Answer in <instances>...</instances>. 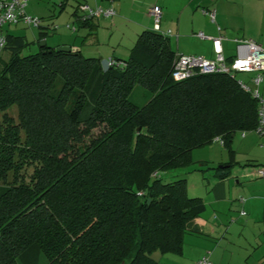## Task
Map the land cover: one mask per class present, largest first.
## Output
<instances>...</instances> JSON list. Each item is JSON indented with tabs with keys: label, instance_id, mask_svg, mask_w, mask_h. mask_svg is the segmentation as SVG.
<instances>
[{
	"label": "trees",
	"instance_id": "obj_1",
	"mask_svg": "<svg viewBox=\"0 0 264 264\" xmlns=\"http://www.w3.org/2000/svg\"><path fill=\"white\" fill-rule=\"evenodd\" d=\"M28 42L5 33L0 53V264H155L154 251L180 253L203 203L185 177L160 171L188 166L215 135L232 151L234 133L255 126V98L223 72L174 80L175 51L152 28L105 70L72 47L21 53ZM135 86L142 104L129 99Z\"/></svg>",
	"mask_w": 264,
	"mask_h": 264
},
{
	"label": "crops",
	"instance_id": "obj_2",
	"mask_svg": "<svg viewBox=\"0 0 264 264\" xmlns=\"http://www.w3.org/2000/svg\"><path fill=\"white\" fill-rule=\"evenodd\" d=\"M69 1L53 0L48 8L45 6V9L41 7L36 11H26L41 18L34 39H43L52 24L56 23L58 26L53 30L61 32L47 45L55 47L67 44L99 59L127 57L137 34L142 29L151 28L152 18L148 8L153 3L161 7L159 26L162 30H169L170 47L175 52L206 57L213 55L210 37H222L220 44L227 58L234 54V48L231 52L226 51L223 41L246 37L243 31H236L239 27L232 22L233 16L248 12L261 17L264 13V0H74L75 4L66 9ZM83 1L90 5L111 4L114 13L92 18L88 23L91 27L81 25L75 17L76 5ZM208 8L215 11L213 21L202 11ZM65 23L74 24L75 30L66 27ZM60 24L63 27H59ZM41 30L45 33L38 39ZM198 31L204 37L198 36ZM5 32L16 34L8 29ZM238 33L243 36H238ZM239 134L245 137L246 131ZM258 140V145L263 147L259 136ZM237 146L238 143L236 146L229 144L232 151L226 149L228 159L218 161V164H228L225 167L228 172L219 177L218 170L214 168L218 164L209 165L214 170L213 178L206 180L203 191L190 194L200 197L203 203L202 211L195 218L199 231L184 234L181 252L169 256L173 264H198L202 255H206L212 264H264V177L258 176L254 169L256 165H264L258 155L262 150L255 146L258 152L253 153L249 151L252 145L247 146L246 161L241 163L244 171L233 174L231 167L238 162L234 158Z\"/></svg>",
	"mask_w": 264,
	"mask_h": 264
},
{
	"label": "built area",
	"instance_id": "obj_3",
	"mask_svg": "<svg viewBox=\"0 0 264 264\" xmlns=\"http://www.w3.org/2000/svg\"><path fill=\"white\" fill-rule=\"evenodd\" d=\"M26 0H0V53L5 44V30L3 24L22 22L26 25L38 27L41 18L37 15L28 14L25 11ZM206 13L211 21L214 20V9L208 8L202 10ZM114 13L111 4L106 6L90 5L87 2H78L76 5V21L88 20L95 17H107ZM148 13L152 18L151 28L159 31L164 35L169 34V30H162L159 26L161 7L153 3L148 8ZM57 24H52V28H57ZM65 26L75 30V25L65 23ZM204 37L201 31L196 33ZM221 36L210 37L212 42L213 55L206 57L202 54L174 52L169 70L170 76L174 80H179L200 72H223L235 78L239 86L248 91L256 100V123L253 130L261 139L264 146V94L258 89V84L262 81V72L264 71V46L250 37H234V54L225 57L220 40ZM108 66H121L124 64L122 59L109 56L106 58ZM236 72H252L249 81L253 84L250 86L241 78H236ZM244 131H241L243 134ZM212 141L222 143V138L215 135ZM258 176L264 177V165L254 167ZM198 264H212L209 258L202 255Z\"/></svg>",
	"mask_w": 264,
	"mask_h": 264
},
{
	"label": "rangeland",
	"instance_id": "obj_4",
	"mask_svg": "<svg viewBox=\"0 0 264 264\" xmlns=\"http://www.w3.org/2000/svg\"><path fill=\"white\" fill-rule=\"evenodd\" d=\"M53 0H26L25 2V11L31 12L36 11L37 9H40L41 7L45 9V6L48 8ZM74 0H71L66 5V9L71 8L75 3ZM27 12V13H28ZM62 12V11H61ZM30 14V13H29ZM33 15V14H31ZM233 23L234 25H238V29L236 28V31H239L244 36L250 37L254 39L255 41L261 43L264 45V13L263 16H252L251 14L244 13L240 15L233 16ZM58 20V19H57ZM215 24V22H214ZM59 27H63L62 24H60ZM2 28L8 29L9 31L24 35V37L29 41L28 44L22 49L21 53H27L32 52L37 49L39 45V41L35 40V36L37 34V27L26 25L22 22L13 23L10 24H3ZM54 28L50 27L43 38L45 43H50L52 41V38L57 36V33H60L61 31L53 30ZM238 33V36H243L242 34ZM173 40V39H172ZM171 40V42H172ZM224 42V46L226 48V51L231 52L234 48V41L227 39ZM236 78H241L245 82H247L248 85L253 86V84L249 81V77L252 75V72H236L235 73ZM258 89L260 92L264 94V71L262 72V81L260 84H258ZM147 92L140 86H135L130 94L129 99H131L136 104H142L147 96ZM8 112L14 117L15 116V108L14 106L11 107ZM98 127L91 130V135H95L98 132ZM240 131H236L234 135L231 138V141L229 144L231 146H236L238 143V148L235 150L234 158L237 159V163L235 162L231 167V173H238L241 171H244V166L241 165V163H245L246 161V151L249 149L247 146L252 145V149L249 150L251 152H255L258 150L256 147L260 148L258 152V155L260 159L264 161V146L260 147L258 145V136L256 135V132L254 130L246 131L245 137L240 136ZM247 143H251L250 145H247ZM256 146V147H255ZM227 148L221 144L218 141H211L210 143H207L205 145L195 147L193 148V157H192V163L188 166H182V167H175L168 170H162L160 171V177L162 180H169V179H175L177 177H185L186 186L188 187L187 193L189 195H194L193 193H197L199 191H203V187L207 184L206 180L213 178L214 170L209 167V165H216L218 164L219 159L226 160L228 159L227 154ZM245 149V150H244ZM241 165V166H240ZM26 172L30 171V167L26 168ZM198 184H202V186H199ZM153 255L156 259L155 264H173L171 257L174 256V254L171 253H159L158 251H154ZM206 256V255H205ZM199 260V259H198ZM43 262V261H42ZM41 262V263H42ZM198 262V261H197Z\"/></svg>",
	"mask_w": 264,
	"mask_h": 264
},
{
	"label": "water",
	"instance_id": "obj_5",
	"mask_svg": "<svg viewBox=\"0 0 264 264\" xmlns=\"http://www.w3.org/2000/svg\"><path fill=\"white\" fill-rule=\"evenodd\" d=\"M38 43H39V45H43L45 43L44 39H40ZM54 48L56 50H69L70 46L67 44H60V45L55 46ZM100 65H101L102 69H104V70L108 67L106 58H100ZM218 165H219L220 170L217 171V174H219V173L225 174L228 172V169L225 168V167H227L228 164H218ZM147 200H148V198H147ZM119 264H122V262H120Z\"/></svg>",
	"mask_w": 264,
	"mask_h": 264
}]
</instances>
